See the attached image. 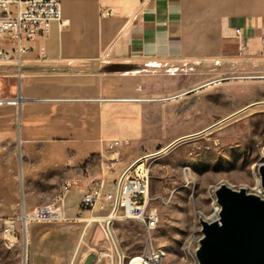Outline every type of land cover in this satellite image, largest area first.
<instances>
[{
	"label": "crops",
	"instance_id": "crops-1",
	"mask_svg": "<svg viewBox=\"0 0 264 264\" xmlns=\"http://www.w3.org/2000/svg\"><path fill=\"white\" fill-rule=\"evenodd\" d=\"M100 7L117 14L102 19ZM62 14L66 27L28 43L21 75L0 76V97L24 99L20 119L18 103L0 104V145L21 139L25 178L78 169L113 140L119 173L154 154L159 104L165 117L172 102L198 96L208 72L264 77V0H65Z\"/></svg>",
	"mask_w": 264,
	"mask_h": 264
},
{
	"label": "rangeland",
	"instance_id": "rangeland-1",
	"mask_svg": "<svg viewBox=\"0 0 264 264\" xmlns=\"http://www.w3.org/2000/svg\"><path fill=\"white\" fill-rule=\"evenodd\" d=\"M9 74L20 72L0 66V76ZM203 77L216 84L198 96L172 102L165 117L166 103L158 106L161 136L151 142L156 145L154 154L168 149L147 161L153 204L160 214L155 230L135 220H117L111 236L98 223L89 225L77 214L90 182L101 174L98 157L75 170L41 171L25 178L27 156H23L20 139L0 145V162L15 167L0 169V219L34 217L26 229L27 264H122V258L123 264H129L151 249L165 251L162 264H197L202 222L211 220L217 190L227 186L259 194L264 161V77L245 72H208ZM124 151L127 159H133L138 149L127 146ZM65 183L71 189L65 198L64 218L44 220L35 215L38 208L54 204ZM10 192L15 201L8 197ZM23 229L19 220L18 243L12 249L0 237V264H24Z\"/></svg>",
	"mask_w": 264,
	"mask_h": 264
},
{
	"label": "built area",
	"instance_id": "built-area-1",
	"mask_svg": "<svg viewBox=\"0 0 264 264\" xmlns=\"http://www.w3.org/2000/svg\"><path fill=\"white\" fill-rule=\"evenodd\" d=\"M65 0H0V65L16 66L23 70L25 56L29 52L28 43L40 41L51 34L54 24L60 29L68 25L63 17L62 4ZM102 19L116 16L112 7H100ZM10 36L8 40L4 36ZM241 36L242 30L236 29ZM8 41L9 48L4 42ZM264 43V36L262 37ZM42 58H46L45 48H41ZM121 142L110 141L101 157V174L94 178L80 201L79 213L88 224L98 223L107 234L111 233L113 223L117 220H135L147 230H155L160 222L158 208L154 206L151 195V169L147 164L154 154L146 155L127 165L116 173L122 164L119 152ZM71 185L65 183L54 204L38 208L37 216L42 219H63L65 198ZM261 198L264 199L262 193ZM223 207L218 198L214 199V215L222 212ZM87 217V218H85ZM20 218L7 217L0 219V237L10 240L11 249L18 243L17 224ZM186 244L184 245V249ZM157 250L151 249L141 257L145 264H158ZM123 264V258H122Z\"/></svg>",
	"mask_w": 264,
	"mask_h": 264
},
{
	"label": "water",
	"instance_id": "water-1",
	"mask_svg": "<svg viewBox=\"0 0 264 264\" xmlns=\"http://www.w3.org/2000/svg\"><path fill=\"white\" fill-rule=\"evenodd\" d=\"M23 101L21 94L20 99L11 101L19 105V119ZM260 172L264 189V165ZM216 194L223 207L221 220L211 224L202 222L204 237L197 252L200 264H264V199L227 186L218 189ZM140 264H145L143 258Z\"/></svg>",
	"mask_w": 264,
	"mask_h": 264
},
{
	"label": "bare ground",
	"instance_id": "bare-ground-1",
	"mask_svg": "<svg viewBox=\"0 0 264 264\" xmlns=\"http://www.w3.org/2000/svg\"><path fill=\"white\" fill-rule=\"evenodd\" d=\"M210 84H211V83H210ZM17 99H20V95L15 96V97H0V101H14V100H17ZM261 165H264V161L261 162ZM260 185H261V180H260ZM257 188H258V187H257ZM258 192H259V194L254 193V194H252V195H256V196L261 197L260 194L262 193V195H263V197H264V189H263L262 185H261V187L258 189ZM24 215H25V214H23V215L20 216L19 218H20V220L22 221V223H23V227H24V229H23V230H24V235H25V239H24V247H25V253H26L24 264H27L28 247H29V235H28L26 229H27V224H28V222H29L30 220H32L34 217H33L32 215H30V214H26V216H25V218H24L25 221H24V220H23V216H24ZM220 220H221V212H218V213H215L214 215H212L211 220H207V219H205V220H203V221H206L207 223L211 224V223H214V222H220ZM203 237H204V236H203ZM202 239H203V238H202ZM5 242H6L7 247H8V248H11V242H10V240H5ZM165 256H166L165 251L157 250V262H158V264H162V261H163V259H164ZM141 259H142L141 256H136V258H135V260L132 262V264H140ZM196 259H197V264H200L199 259H198V256H196Z\"/></svg>",
	"mask_w": 264,
	"mask_h": 264
}]
</instances>
